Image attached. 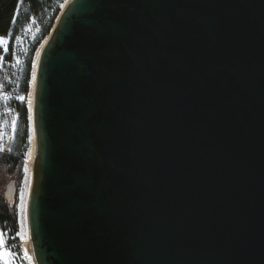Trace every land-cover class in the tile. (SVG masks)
<instances>
[{
  "label": "water",
  "instance_id": "obj_1",
  "mask_svg": "<svg viewBox=\"0 0 264 264\" xmlns=\"http://www.w3.org/2000/svg\"><path fill=\"white\" fill-rule=\"evenodd\" d=\"M33 108L35 264H264V0H70Z\"/></svg>",
  "mask_w": 264,
  "mask_h": 264
},
{
  "label": "trees",
  "instance_id": "obj_2",
  "mask_svg": "<svg viewBox=\"0 0 264 264\" xmlns=\"http://www.w3.org/2000/svg\"><path fill=\"white\" fill-rule=\"evenodd\" d=\"M64 0H0V36L18 34L20 43L16 56L20 80L17 89L25 92L31 73L33 55L38 45L49 33ZM31 15H39L35 23H30ZM30 33H27V31ZM1 45V44H0ZM19 114L16 131L6 150L0 151V167L11 173H21L28 151L29 123L25 105L17 104ZM16 187L13 203L0 195V249L9 248L21 253L18 235V213L16 207Z\"/></svg>",
  "mask_w": 264,
  "mask_h": 264
},
{
  "label": "built area",
  "instance_id": "obj_3",
  "mask_svg": "<svg viewBox=\"0 0 264 264\" xmlns=\"http://www.w3.org/2000/svg\"><path fill=\"white\" fill-rule=\"evenodd\" d=\"M39 15H31L30 23H35ZM27 33L30 31L26 30ZM31 34V33H30ZM7 43L0 45V151L7 149L14 137L19 118L17 104L26 105L29 93L17 89L20 80V71L17 70L18 50L20 37L18 34L6 37ZM20 97H24L21 99ZM4 253H7L5 256ZM30 264L23 253L17 254L9 248L0 249V264Z\"/></svg>",
  "mask_w": 264,
  "mask_h": 264
},
{
  "label": "bare ground",
  "instance_id": "obj_4",
  "mask_svg": "<svg viewBox=\"0 0 264 264\" xmlns=\"http://www.w3.org/2000/svg\"><path fill=\"white\" fill-rule=\"evenodd\" d=\"M70 0H64L60 5V10H63L65 6L68 4ZM46 37L42 40V42L36 48V51L33 55L32 65H31V73L29 78V93L26 99L27 111H28V123H29V146L26 155V164L28 169V179L25 188L23 203H22V238H21V249L25 258L29 261L30 264H35L32 258L31 248H30V241L28 237V230H27V223H26V206H27V197H28V189H29V182H30V169L33 163L34 158V151H35V138H34V127H33V98H34V86H35V74H36V67L38 62V57L40 54L41 49L45 43Z\"/></svg>",
  "mask_w": 264,
  "mask_h": 264
},
{
  "label": "rangeland",
  "instance_id": "obj_5",
  "mask_svg": "<svg viewBox=\"0 0 264 264\" xmlns=\"http://www.w3.org/2000/svg\"><path fill=\"white\" fill-rule=\"evenodd\" d=\"M0 37H3V36H0ZM3 38L6 40V37H3ZM0 44L3 45V43H0ZM27 179H28V169H27L26 159L24 162V166L21 169V173L19 174L18 173L11 174L7 170V168L2 167V166L0 167V195L4 194L6 185L8 183L12 182L14 186L16 187L15 198H16V207H17L18 224H19L18 235L20 237V241L22 238V203H23L25 188L27 184ZM21 253H23L22 249H21Z\"/></svg>",
  "mask_w": 264,
  "mask_h": 264
},
{
  "label": "snow or ice",
  "instance_id": "obj_6",
  "mask_svg": "<svg viewBox=\"0 0 264 264\" xmlns=\"http://www.w3.org/2000/svg\"><path fill=\"white\" fill-rule=\"evenodd\" d=\"M0 43H7V41L3 38V37H0ZM21 99H24V97H20ZM4 255L6 256L7 253H4ZM7 264V262H6Z\"/></svg>",
  "mask_w": 264,
  "mask_h": 264
}]
</instances>
